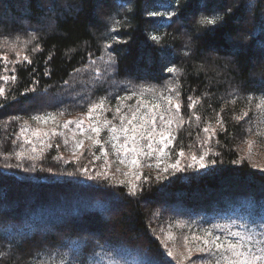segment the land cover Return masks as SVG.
<instances>
[{"label":"trees","instance_id":"obj_1","mask_svg":"<svg viewBox=\"0 0 264 264\" xmlns=\"http://www.w3.org/2000/svg\"><path fill=\"white\" fill-rule=\"evenodd\" d=\"M173 10L174 18L189 14L191 19L172 25L147 15ZM110 18L126 23L120 28ZM206 19L217 22L202 23ZM36 47L39 51H33ZM105 49L114 57V81H173L184 118L175 152H189L204 125L216 124L214 153L204 167L173 171L168 166L165 172L146 165L137 180V173L118 176L113 165L105 166L101 147L72 155L65 140L23 142L21 129L40 121L34 116L71 111L65 105L68 86L75 93L73 77ZM0 52L8 61L13 52L32 61L0 60L1 75L13 74L15 67L18 77L0 81L7 89V100L0 97V264H108L103 253L113 247L123 249L113 257L121 264H196L200 253L185 260L178 250L187 242L188 228L199 229L225 214L228 219L235 206L245 225L264 217V169L240 151L243 141L257 135L253 119L264 94V0H0ZM170 67L176 71L169 73ZM111 79L95 84L91 78L93 86L83 82L87 106L115 97L108 92L117 87ZM78 96L70 98L75 102ZM188 97L196 101L194 108L188 107ZM245 112L248 116L238 119ZM258 134L264 137V131ZM104 148L112 151L107 144ZM20 151L23 158L15 155ZM100 171L109 175L93 178ZM127 182L141 185L136 196L129 195ZM220 186L225 188L210 195ZM23 189L31 192L30 206L9 204L16 195L25 198ZM176 205H181L177 212ZM175 220L186 224L169 228ZM171 231L176 237L165 238ZM96 241L106 243L105 249ZM172 243L178 249L169 247Z\"/></svg>","mask_w":264,"mask_h":264},{"label":"rangeland","instance_id":"obj_2","mask_svg":"<svg viewBox=\"0 0 264 264\" xmlns=\"http://www.w3.org/2000/svg\"><path fill=\"white\" fill-rule=\"evenodd\" d=\"M119 10V9H118ZM156 17L159 18V20H162L165 18L166 24L172 23L173 22H179L180 24L183 23V19H191L189 14H181L179 18H174L172 15L164 14V15H157ZM16 41L11 42V45L13 46ZM23 44V42H22ZM22 49V47H20ZM17 52H13L12 54L9 55V60L14 61L17 59ZM0 55H4L2 52H0ZM23 53H20V57L22 56ZM112 63V61H109V52L105 49L103 53L94 59L93 61L89 62L82 71H80L77 75H75L71 81L72 86H75V93H72L74 90H72L71 86H68V96L75 98L76 95L79 94V98L77 101H73L70 97L66 98V106H69L68 108H72L71 111H63V115L61 113L59 114H53L52 116L54 119H47L45 117L44 120H40L36 125L33 127L27 126L24 128L23 132V137L21 139L23 142H25V139L27 138L29 142L27 144L30 145H37L36 139L37 138H51L54 140H67V143L69 144V151L68 153L74 155L81 153L84 149H88L90 151L91 147L99 148L101 146L104 147V145H108L109 147L112 146V143L114 141L110 142V137L111 133L109 131L108 127H103V120L107 119L112 121L113 124L119 126L120 121L119 119H113V116L115 114V108L119 106L123 112H129V109H135L137 105L140 104H146L148 108L141 107V113H144L148 109L151 108V105L156 102H160L163 104V96H172L173 99L175 100L176 98V86L174 85L173 81L167 80L163 83H150V82H145L141 84V82L138 83L136 80H121V81H114L112 78L113 76V69L112 67H109V64ZM101 72L103 75L101 76ZM1 75V74H0ZM98 76V77H97ZM110 76V77H109ZM91 78L93 80H96L97 84L98 82H107L108 79H111L110 83L115 84L117 87H113L111 90L108 92H115V97H107L104 98V108L107 109V111H104L103 109H97L96 111L93 112L92 116L89 117L87 115V111L89 106L92 104H89V106L86 105V100H85V95H87L88 92L85 94L81 93L84 89L86 84L83 82H88L92 86L95 85L92 83ZM82 86V89H78L77 87ZM88 86V84H87ZM87 90V89H86ZM85 90V91H86ZM121 90V92H119ZM132 93H135V96H132L131 99H124V100H118L117 97H127L131 96ZM111 94V93H110ZM59 95H55V97L58 98ZM56 99V98H55ZM110 101V102H109ZM100 100L94 103H99ZM167 105H165L166 107ZM258 109V110H257ZM257 113L254 116V123L257 124L255 126L257 128V135H251L247 143L244 145V141L240 145V151L243 155L246 154V157L257 167H260L261 169H264V137L259 135V132L264 131V107L257 108ZM51 114V113H48ZM181 115V113H180ZM182 116V115H181ZM76 120H83V124L81 127L84 129V131H80L77 128V125L75 123H72L68 126V128L64 127L65 122L67 121H76ZM96 121H99L102 127V131L100 132V135L98 139L100 140V144L93 145L92 140H89V136H94L95 134L92 133L89 130V125L92 123H95ZM157 126L159 130V121H157ZM210 126L211 128L215 129L216 124H206L204 127ZM182 124L177 127V123H173L170 126V130L172 132L173 140L172 144L169 145L165 151L168 153L167 156H164L163 159L161 160V156L159 153L154 154L152 157H145L141 155L139 157L140 160V166L139 168H133L130 166L127 160H125L124 163H121V160L124 159V154L120 153L118 154L112 147L113 152L111 154H108L107 156L104 155L103 160L105 166H114L116 173L118 176H127L131 175L132 172L140 174L143 173L146 169V165L150 166V170L156 171V170H163L164 167H168L171 164L175 163L176 159L181 160V167H187V164L193 163L190 159V157L195 154L197 156L203 154L205 151L208 152V155L206 156L205 160H209L211 158V155L214 153V149L212 148V145L215 144V138L214 135H211L210 133H205L202 129V135L199 138H194L195 141L187 148H189V152H185L184 157H180L179 151L175 152V140H177V134L181 130ZM36 130H39L38 132ZM34 133H36L34 135ZM47 133V135H45ZM211 136L210 139H207ZM75 137V139H74ZM123 139V137H121ZM157 140H159V136L156 137ZM207 139V143H204V140ZM77 140H83L84 145L83 148H76V141ZM251 142V143H250ZM146 143V141H141V144ZM198 145L196 148L194 145ZM95 159V157H93ZM160 163L161 167L158 169L156 167V164ZM183 163V164H182ZM195 166H199V163H195ZM119 169V171H117ZM124 173H127V175H124ZM116 176V174H115ZM225 187L220 186L216 190L210 191V195L216 192H220L224 189ZM21 194L25 195V198H18L16 195L15 198L17 199H12L9 204H15V205H22V204H29V197L31 192L23 189L21 190ZM33 197H36V195H33ZM11 199V198H10ZM172 203L175 202H180V200H175L172 199ZM11 205V206H13ZM181 205H176L173 207V210L175 212L179 211ZM240 206H235L233 211H236L234 215H230L229 218L227 219L226 214L223 215L222 219L220 218L219 221H213L211 223H206L203 225H199V229L193 228L190 230L188 233L187 242L184 240L183 243V248H179L175 243H172L169 245L172 249H178L179 252L181 253V257L184 258L185 256L189 255V249L192 250L191 255L195 253V248L198 244V241L193 240L192 236L196 235L197 237H201L204 235V230H211L214 235H218L223 237L226 233L230 231H240V232H245L247 228H253L254 224H259L262 222V217L261 215H257L256 219H250L247 225L246 221L243 218L242 213L239 208ZM34 208V207H31ZM237 209V210H236ZM204 220V219H203ZM210 218L204 221H209ZM216 220V219H215ZM235 221V223H233ZM186 224V222H183ZM180 221L175 220L173 225H171L169 228H177L183 224ZM214 225H220L221 227L217 228L214 227ZM241 225H245L246 227H241ZM258 231V229H256ZM174 232H169L165 234V238L171 237L175 238ZM235 239V238H233ZM205 259L207 260L209 257L206 253H200L199 259ZM196 264H200L196 263Z\"/></svg>","mask_w":264,"mask_h":264},{"label":"snow or ice","instance_id":"obj_3","mask_svg":"<svg viewBox=\"0 0 264 264\" xmlns=\"http://www.w3.org/2000/svg\"><path fill=\"white\" fill-rule=\"evenodd\" d=\"M147 15L155 16L158 15L157 12L148 11ZM168 15H173V13H168ZM112 24L118 25L120 28L124 26L126 21H117L115 18H110ZM207 23L209 25L216 24V19H206L202 21V23ZM35 38V37H33ZM113 40H116L115 36H112ZM152 39L159 40L158 36H153ZM120 42V41H116ZM15 47V45H13ZM33 51H39V47L33 49ZM17 59L14 61H8L7 55H0V60L4 61L6 64L18 65L22 62H27L31 64L32 61L29 59L28 55H24L22 60L20 58V54L17 53ZM114 57L109 52V61H113ZM113 63L109 64V67H114ZM4 71L7 72V66L4 68ZM11 75H0V81L5 83L12 81L15 82L17 80V75L15 74L16 68H12ZM167 71L172 73L176 71L175 68H168ZM48 73L45 72V75ZM67 84V81L64 82ZM26 92H34L35 89H26ZM135 93H132L131 96L127 97H117L118 100L131 99L132 96H135ZM0 97L7 100V89L4 86H0ZM251 99V98H249ZM190 101L188 107L194 108L196 105V101H193L192 97H188ZM165 105H167L165 107ZM141 107L148 108L146 104L137 105L135 109H129V112H123L119 106L115 108V114L113 119H119V126L112 123V121L104 119L103 127H108L111 133L110 142L112 143V148L118 153L124 154V159L121 160V163H124L125 160L128 161L131 167L139 168L140 160L139 157L141 155L145 157H152L154 154L159 153L161 156V160L164 156H167L168 153L165 151L172 144L173 136L170 130V126L175 122L177 123V127H179L184 122L183 116L180 115L181 103H180V95L176 94L175 100L172 96H163V104L160 102L153 103L151 108L141 113ZM257 108L264 107V94H262L260 103L256 104ZM97 109L104 108V100L101 99L99 103H92L87 111V115L89 117L92 116L93 112ZM63 115V113H61ZM248 116V112L244 113L243 117H238V119H243ZM13 119H19V117H13ZM35 120H44L45 116L36 115L33 117ZM47 119H54L51 114H47ZM196 119L199 120L200 117L196 116ZM157 121H159V130L157 126ZM26 123V122H25ZM72 123L77 125V128L80 131H84L81 125L84 123L83 120L76 121H67L64 124L65 128ZM218 123H221L218 121ZM89 130L95 134L94 136H89L88 139L92 140L93 145L100 144V140L98 139L100 132L102 131V127L99 121L92 123L89 125ZM223 130V129H221ZM24 129H21L23 132ZM37 132L39 130H36ZM203 131L205 133H210L214 135L216 133V129L211 128L210 126L204 127ZM36 133H34L35 135ZM47 135V133H45ZM159 136V140L156 137ZM123 137V139H121ZM211 136L207 139H210ZM75 139V137H74ZM207 139L204 140V143H207ZM141 141H146V143L141 144ZM29 140L26 138L25 143H28ZM251 143V142H250ZM65 144H67V140H65ZM84 142L83 140L76 141V148H83ZM48 147H51L49 144ZM58 147V146H57ZM35 147L32 148V152H35ZM100 151L104 153L105 156L108 155L107 151L103 146H101ZM82 154V153H81ZM20 158L25 156L24 151H20L15 153ZM180 157H184L185 153L183 149H180L179 154ZM208 155V152L205 151L203 154L197 156L193 154L190 159L193 163L187 164L188 168H192L195 166V163H199L200 167L205 166V158ZM30 159H35V156H30ZM79 159V157H76ZM95 159H99V157H95ZM243 158H241L242 160ZM208 163H215V160L207 161ZM181 160L176 159L175 163L171 164L170 167L173 171L180 170ZM156 167L159 169L161 167L160 163L156 164ZM51 171V169H49ZM119 171V169H117ZM163 171L167 172L168 167H164ZM83 172L85 175L88 174V168L85 166L83 168ZM109 173L107 171H100L96 173V177H107ZM127 175V173H124ZM136 179L140 180V174H135ZM114 178V177H113ZM159 178V177H158ZM147 179V177H145ZM118 183L125 184L126 181L119 180ZM128 183V192L130 196H136L140 190L141 185L139 183ZM235 223V221L233 222ZM214 227H221L220 225H214ZM244 227V225H241ZM258 229V231L256 230ZM235 238V239H233ZM193 240L198 241V244L195 248L197 253H206L208 255V259L200 260V264H264V217H262V222L259 224H254L253 228H247L245 232L240 231H230L226 233L223 237L214 235L211 230H204V235L201 237H197L196 235L192 236ZM78 249V245L74 246ZM96 247L105 249L106 243L101 244L99 241H96ZM167 248V245H165ZM123 249L120 247H113L112 251L104 252L103 255L109 257L108 264H121V260L114 259V256L121 255ZM192 250L189 249V255L185 256V260H189L191 256ZM3 255V253H0ZM167 255L169 257L173 256V252L171 250L167 251ZM124 264H128L127 261ZM140 264H145V262L141 261Z\"/></svg>","mask_w":264,"mask_h":264}]
</instances>
